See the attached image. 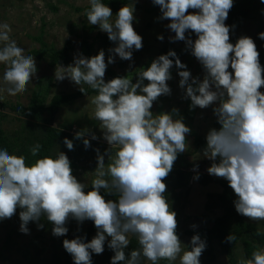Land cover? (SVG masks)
<instances>
[{
  "label": "clouds",
  "instance_id": "9594fccd",
  "mask_svg": "<svg viewBox=\"0 0 264 264\" xmlns=\"http://www.w3.org/2000/svg\"><path fill=\"white\" fill-rule=\"evenodd\" d=\"M153 2L160 6V18L170 20L167 27L175 33L172 39L186 41L206 75L202 81L192 77L175 50L158 56L150 67L141 68L135 83L128 76L105 81L106 68L115 58L109 56L106 63L104 50L91 58L74 57L72 64L57 67L58 81L67 78L97 91L92 99L94 116L104 130V139L115 149L107 171L104 154H98L96 178L90 191L86 192L87 185L72 174L71 162L62 151L29 164L23 155L0 147V221L11 218L19 207L21 232L27 234L33 221L43 228L39 221L46 218L53 225L55 236L69 231L66 224L70 217L80 223L94 221L97 234L90 241L79 236L63 241L74 264H93L92 255L104 252L106 240L115 253L111 264H141V257L152 264L178 257L179 264H201L205 240L196 234L188 249H182L176 232V213L164 195L165 178L178 154L188 147L186 134L191 129L182 117L174 118L177 109L172 113L152 111L154 101L171 93L167 81L174 64L181 69L179 84L185 89V98H190L192 109L216 105L214 113L221 127L208 132L203 153L213 161L209 174L228 181L237 195L235 207L239 214L253 221L264 220V92L260 91L264 68L255 41L249 36L240 37L236 43L230 41V26L225 21L234 0ZM89 4L88 23L99 25L115 42L113 53L131 60L133 49L143 47L142 36L133 26L134 5L125 4L114 15L104 0H89ZM189 31L196 34L194 41L186 36ZM10 32L9 24L0 23V64L5 65L3 82L8 85L0 91L15 95L26 90L37 67L34 57L25 54L11 39ZM259 37L264 39V32ZM145 80L149 83L145 84ZM81 91H85L83 87ZM86 132H77L76 138H83L85 147H89ZM91 139H97L95 134ZM64 144L69 150L74 147L73 140L67 137ZM40 148V144L31 148L33 157ZM196 169L198 165L194 166ZM101 189L115 193L118 199L106 200ZM129 234L135 235L140 245L130 257L125 252ZM227 240L234 242L236 236L230 234ZM240 264H264V251H254L251 259Z\"/></svg>",
  "mask_w": 264,
  "mask_h": 264
},
{
  "label": "trees",
  "instance_id": "16d2710c",
  "mask_svg": "<svg viewBox=\"0 0 264 264\" xmlns=\"http://www.w3.org/2000/svg\"><path fill=\"white\" fill-rule=\"evenodd\" d=\"M67 0H59V5L66 3ZM134 0H104V3L109 5L117 13L119 9L125 4H130ZM49 8L55 13L59 12L60 6L55 3H47ZM90 8V4L85 7L75 6L77 12H85ZM160 10V6L152 4L151 7L146 8L148 12H155ZM254 23L257 25L258 30L261 32L264 29V2L262 0H234L233 7L229 10V15L225 23L230 26V30L233 28H239L245 25V23ZM70 35H73L80 39L77 44L81 47V52L87 57L91 58L94 55V50L98 42V37H100L103 43H108L110 41L108 35L98 34L93 36L92 32L95 29L94 25H88L87 16L81 19L79 22L71 21L70 25ZM151 35H161L166 38L165 33L161 31L160 27L153 26V33ZM34 40L40 43V48H34L29 50L26 54L32 55L41 61H47L52 68H57L59 66H67L72 64L74 61L73 54L76 51V44L73 42V38L70 37L65 40L63 45L58 46L54 42H47L43 33L39 36L34 37ZM264 40L258 37L256 46L260 53L259 60L262 68H264V48L262 45ZM151 45V43H150ZM149 45V46H150ZM154 50L158 51L157 56H153L156 52L152 53L141 67L133 72L120 71L125 65V60L121 59L119 64L120 68L116 70L110 66L106 68V77L105 81H109L116 77H132L138 74L141 71V68L150 67L151 62L162 54H167L170 50H175L180 60L191 53V49L188 45L176 46L172 41L165 40L161 44L155 43L152 44ZM152 48V49H153ZM101 50H105V47H102ZM175 59V58H172ZM175 66V64L173 65ZM172 73V71H171ZM264 74V72H263ZM36 86L32 90L31 101L27 105L22 102L16 104H4L3 108L9 106L8 108L19 114L20 120L23 122V125L20 130L12 131L11 133L7 131L4 127L0 126V147L6 148L10 153L17 155H23L26 158V163H33L36 159L42 158L44 156H55L58 151L64 152L70 162L72 172L75 168H78V162L84 161V159H94L98 160V154L105 155L106 165L110 162V154H115V149H112L108 142H101L98 139H91L94 130H87V138L90 139V146L85 147L83 143V138L77 139L76 133L81 132L78 127V131H72L75 124L69 125H55V119L58 113L61 111V107L66 103H71L74 100L80 99L89 95H97V91L92 89L89 85L84 84L83 87L85 91H81V88L77 92L72 93H59L55 94L51 102H48L49 93L52 89L50 77H42L37 79ZM89 98V97H86ZM189 107L183 109L180 112L179 117L183 118V121L186 125L191 124L190 121L194 118L195 109H191V100L188 101ZM81 110L74 111L73 113L78 114ZM6 115L3 110L0 109V120L4 119ZM84 119H90V117H82ZM221 127L218 124L219 129ZM76 129V128H75ZM96 129V128H95ZM104 133V132H103ZM193 135L195 136V146L196 150L203 151L206 148L207 140L204 134H199L194 131ZM73 140L74 147L69 150L64 144L65 138ZM36 144H40L41 148L36 157L32 156L31 148ZM99 150V153L98 151ZM108 154V155H107ZM108 157V158H107ZM72 159V160H71ZM209 160V159H208ZM203 160L201 162L193 161L189 156H186L184 153L178 154V158L174 162L173 168L168 176L165 178V183L167 185L166 192L164 195L167 197L173 195L174 200H180L185 194L188 195L192 189H194L191 180L197 181V183L203 186L210 184L219 185L222 190L218 192H208V201L205 205L207 212L212 213L215 210H222V214L218 216H213L210 214H204L209 221V225L201 229L188 230L186 233L189 235L199 234L201 239L205 240L206 248L202 252L201 264L206 263L210 264L217 260L216 248L215 245L218 244L222 252L227 256L230 264H240L241 258L239 253V248H244L245 256L244 258L251 259L252 253L257 250L264 251V224H259L258 222H253L249 220L248 217L239 214L235 207V200L237 195L234 190L229 186L228 181L225 178L217 177L212 174H207L204 170L207 168V161ZM198 165V169L194 170V166ZM198 171V179L195 178V172ZM193 178V179H192ZM186 189V191H183ZM106 200H117L118 197L115 193H109L105 189L101 193ZM168 199V198H167ZM17 214L22 210L19 207L17 208ZM71 222H77L78 228L81 229L80 234H75L71 228ZM40 224H43V228H39L37 222H30L28 227L32 231H36L35 237L45 238L47 235L50 236V239L53 241L52 244V256L50 258V264H74L72 256L66 251L63 246L64 239H74L76 237L85 238L86 241H90L96 234L97 229L94 225V221L85 220L80 223L73 218H69L66 226L69 231L64 236H55L52 232L53 225L42 218L39 221ZM18 232L15 228H10L7 231L6 238L3 240V243L0 247V260H9L11 255H5L7 251L12 253L14 249L17 248V251L20 252L21 242L14 239V234ZM19 233V232H18ZM17 233V234H18ZM230 234L236 236V240L228 241L227 237ZM140 247L138 243V238L133 235L130 239V243L125 249L126 256L130 257L132 250L138 249ZM46 247H43V250L36 249L33 250L25 248L22 256L30 261V264L43 263L46 261L47 257L41 258L38 256L39 253L44 252ZM114 251L108 247V242H105V250L102 254H93L92 260L93 264H111V258L114 255ZM144 259V257H141ZM173 261L167 259H161L158 261V264H173ZM118 264H124L123 261L118 262ZM152 264V263H151Z\"/></svg>",
  "mask_w": 264,
  "mask_h": 264
},
{
  "label": "rangeland",
  "instance_id": "374dc122",
  "mask_svg": "<svg viewBox=\"0 0 264 264\" xmlns=\"http://www.w3.org/2000/svg\"><path fill=\"white\" fill-rule=\"evenodd\" d=\"M49 2L59 5V0H0V23H7L11 26L10 37L17 42V45L24 50L25 54L29 50L41 47L40 43L34 40V37H37L41 33H43V37L47 42H54L58 46L63 45L66 39L72 37L73 42L76 44V51L73 54V58L81 55L87 57L81 52V47L77 44L80 39L73 35H70L69 25L71 21L79 22L81 19L85 18V12H77L75 10V6L85 7L86 5H89V0H67L66 3L59 5L60 10L57 13L49 8V6L47 5V3ZM153 3V0H134V2L128 4L129 7H132L134 5L135 19L133 21V26L135 30L142 36L143 47L140 50L133 49L132 59L125 60L123 69H119V62L121 58L118 54H115L111 51V49L116 46L115 42L110 40L108 43H103L102 39L98 37V40L100 42L97 43L94 54H98L101 51V48L105 47L104 52L106 63L109 56H114L115 58V62L109 63L108 66L115 68L116 70L119 69L120 71L133 72L137 70V68L141 67V65L152 53L157 51L154 50L155 48H153L152 44L154 45L157 42L158 44H161L165 40H170L176 46L187 45L186 41H175L172 39V37L175 36V33L167 27V25L170 23V20L160 18L162 16L161 10H157L155 12L146 11V8L151 7ZM188 11L193 12L198 10L189 9ZM112 12L114 15L116 14L115 10L113 9ZM113 19H115V16H113ZM88 25L90 24L88 23ZM94 26L95 29L92 32L93 36H97L98 34L108 35L106 32L100 29L99 25ZM153 26L160 27L161 31L165 33L166 38L164 37L163 40H161L157 35H151L153 33ZM261 32H264V30ZM261 32L258 30L256 24L251 22L245 23V25H243L242 27L233 28L230 30V41L232 43H236L240 37L249 36L253 38L256 43L259 37V33ZM186 36L191 38L193 41L197 38L196 34L191 31L186 32ZM262 48H264V43L262 45ZM157 55L158 51L156 54H153V56ZM34 59L36 62L37 71L26 85L25 91H18L15 95H9L6 90L0 91V109H2L4 114L6 115L4 119L0 120V126L4 127L10 133L12 131L20 130L23 122L21 121L22 119L20 120L19 114L11 111L8 108L9 106L5 108H3L2 106L7 103L10 105L16 104L19 101L28 105L31 101L32 90L36 86L37 79L46 76L50 77L52 89L48 97L49 103L51 102L55 94L77 92L81 88V85H77L67 78L63 81H58L55 78V71L57 68H52L47 61H41L36 57H34ZM181 62L186 64L187 69L192 74V77L198 78L200 81L204 79L206 70L194 55L189 54L183 57L181 59ZM180 70L181 69H178L176 66L172 67V76L167 81L171 89V93L167 95H161L156 101H154L152 107V111L154 114H159L161 112L172 113L173 109H177L178 112L174 114L175 118L179 117V114L181 111H183V109L189 107L188 101L190 100V98H185V89H182L179 84L181 77L178 73ZM4 71L5 65L0 64V88L6 89L8 85L3 82ZM229 71H232V69L229 68ZM262 76H264L263 72ZM129 78H132L133 83H135L139 79V74ZM144 83L147 84L149 83V81L145 80ZM260 91L264 92V85L261 86ZM94 97L95 95H89L74 100L71 103L64 104L61 107V111L56 116L55 125L60 126L62 124H67L70 127L75 124L76 126H74V129L72 130L74 132L78 131V127L80 131L94 130V134L98 139L97 141L100 140L101 142H107L104 139V130L101 129L100 122L96 120L94 116L95 105L92 103V99ZM215 106V104L209 105L206 108H200L199 106H197L195 108L196 112L194 118L192 119V121H190L191 124L187 125L190 127L191 131L190 133L186 134V143L188 147L183 153L186 156H189L193 161L201 162L203 160H208V158L203 154L204 150H196L195 136L193 135V132L196 131L199 134L207 135L212 128H218V118L214 113ZM79 109L81 110L80 113H73L74 111H78ZM82 117H90L92 120H94V122L92 123L90 119H88L87 121V119H84ZM105 145L109 144L105 143ZM109 156H111V154ZM207 163L208 165L204 172L209 174L208 168L211 166L213 161L209 159ZM78 166V168H75L73 170L72 174L80 183L87 185V187L85 188L86 192L90 191L92 188L91 183L96 178L95 170L98 167V160L85 158L84 161L78 162ZM107 166L108 164L106 165L105 163V171H107ZM198 174V171H196L194 177L196 178ZM190 183L193 184L194 189H192L188 195L185 194L184 196H182L180 200H174L173 195L167 197L171 209L176 213V232L182 242L181 247L183 250L188 249L187 245L190 246L191 238L194 236L187 234L186 232L188 230L201 229L209 225V221L205 217H203L204 214H210L213 216L222 214L221 209L215 210L212 213L207 212V210L205 209V205L208 201V192L221 191L222 188L219 185L210 184L207 186H203L201 184L199 185L195 180H191ZM103 190L104 189L100 190L101 193ZM183 191H186V189H184ZM17 210L11 218H6L0 221V247L3 243V240L6 238L7 231L10 228H15L19 233L17 232L18 234H14V239L21 242L20 247L22 250L18 252L16 248L13 250L14 253L7 251L5 255H13L10 256L11 258L9 260H0V264H30V261L24 258L22 256V253L25 248H33L34 250L36 249V247L38 248V250H43V247H46L44 252L39 253L38 256L41 258H49L42 264H50V258L52 256L51 251L53 247V241L50 239V236L47 235L45 238L35 237L36 231H32L30 227V231L27 234L21 232V219L19 214H17ZM249 220L251 219L249 218ZM253 222H258L260 225L264 224V220ZM70 224L75 234L81 233V229L78 228L77 222H71ZM193 225H195V227H193ZM132 236L133 234H129V239H131ZM110 239L111 238L109 237L108 240ZM106 242L108 241L106 240ZM215 248L218 258L215 262L210 264H230L227 256H225V254L222 252L221 247L216 244ZM239 253L241 255V261H247V258H244L245 253L243 247L239 248ZM200 259L202 260V256H200ZM173 262V264H179V257ZM151 263L152 262L146 258L141 259V264ZM203 264L206 263L203 262Z\"/></svg>",
  "mask_w": 264,
  "mask_h": 264
}]
</instances>
